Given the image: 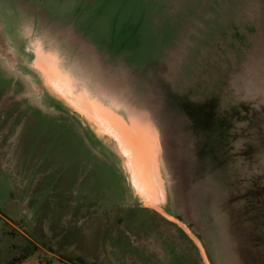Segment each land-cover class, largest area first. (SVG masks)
<instances>
[{
    "label": "water",
    "instance_id": "95a60500",
    "mask_svg": "<svg viewBox=\"0 0 264 264\" xmlns=\"http://www.w3.org/2000/svg\"><path fill=\"white\" fill-rule=\"evenodd\" d=\"M104 3L74 0L62 53L115 90L111 100L94 85L140 149L149 207L206 264H264V0H127L123 13ZM127 16L167 26L157 42L127 40Z\"/></svg>",
    "mask_w": 264,
    "mask_h": 264
},
{
    "label": "rangeland",
    "instance_id": "374dc122",
    "mask_svg": "<svg viewBox=\"0 0 264 264\" xmlns=\"http://www.w3.org/2000/svg\"><path fill=\"white\" fill-rule=\"evenodd\" d=\"M101 1L127 12V0ZM33 4L0 0V264H162V252L206 264L192 239L194 250L174 242L176 224L137 203L127 126L94 85L111 100L115 90L91 61L62 53L74 7L47 16ZM141 26L127 16V40L157 42L167 25ZM121 219L145 226L123 230Z\"/></svg>",
    "mask_w": 264,
    "mask_h": 264
},
{
    "label": "bare ground",
    "instance_id": "6f19581e",
    "mask_svg": "<svg viewBox=\"0 0 264 264\" xmlns=\"http://www.w3.org/2000/svg\"><path fill=\"white\" fill-rule=\"evenodd\" d=\"M67 102H69L70 106L75 108V110H77L80 113H83L88 119H90L91 121H94L96 123V120L93 118L92 115L85 112L84 110H82L78 106H75V104H73V102H70V101H67ZM100 123L103 124L102 122H100ZM128 151L131 155H129ZM128 151H127V166L130 170L132 169L131 179L134 182V188H135L136 192L140 194V197L144 199V202L146 205L154 207L155 206L154 200L152 198H150L148 196V194H145V192H144V184H143V181L140 177L141 171L139 168L137 169V167L135 166L136 162H138V160H141L138 156L140 149L136 145L131 144V149H129ZM139 163H140V161H139ZM157 211L165 217V215L159 209Z\"/></svg>",
    "mask_w": 264,
    "mask_h": 264
},
{
    "label": "crops",
    "instance_id": "0c3cea01",
    "mask_svg": "<svg viewBox=\"0 0 264 264\" xmlns=\"http://www.w3.org/2000/svg\"><path fill=\"white\" fill-rule=\"evenodd\" d=\"M149 209H151V208H149ZM163 223H166V224H176L178 227H180L181 228V226L179 225V224H177L176 222H174L173 220H170V219H168V218H166V220L165 219H163V221H162ZM127 226H130V227H132V228H136V227H140V226H145V225H138V224H128V222L127 221H123L122 219L119 221V223H118V227H120L121 229H123V230H127ZM175 227V228H172V230L171 231H169L170 233H171V235L173 236V238H174V242L176 243V244H181L182 242H186V240L189 242V243H191V248H192V250H194V243L192 242V238H191V236L189 235V234H187V232L183 229V228H181L184 232H182L181 230H180V228H178V227ZM131 232H135V231H132L131 230ZM184 233H186V234H184ZM192 239V240H191ZM194 241V240H193ZM195 242V241H194ZM196 243V242H195ZM158 250H160V245H159V243H154L153 244ZM163 248V247H162ZM161 251V250H160ZM162 252V251H161ZM194 253V252H193ZM162 259H163V261H162V264H176V260H173L172 259V255L171 254H169V253H166V252H162ZM94 263H97V264H99L97 261H93V264ZM119 263V262H118ZM115 264H117V263H115Z\"/></svg>",
    "mask_w": 264,
    "mask_h": 264
},
{
    "label": "flooded vegetation",
    "instance_id": "af4514ba",
    "mask_svg": "<svg viewBox=\"0 0 264 264\" xmlns=\"http://www.w3.org/2000/svg\"><path fill=\"white\" fill-rule=\"evenodd\" d=\"M28 2L31 3V5H34L33 3L37 4L45 12L44 14L48 16L50 11L59 4H61L60 6L61 8L63 7L62 9L64 10L73 7L74 0H28ZM48 9H50V11H48Z\"/></svg>",
    "mask_w": 264,
    "mask_h": 264
},
{
    "label": "trees",
    "instance_id": "16d2710c",
    "mask_svg": "<svg viewBox=\"0 0 264 264\" xmlns=\"http://www.w3.org/2000/svg\"><path fill=\"white\" fill-rule=\"evenodd\" d=\"M28 256H22L20 258L15 259L11 264H17L18 262H23L24 260H27Z\"/></svg>",
    "mask_w": 264,
    "mask_h": 264
}]
</instances>
